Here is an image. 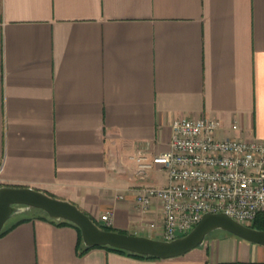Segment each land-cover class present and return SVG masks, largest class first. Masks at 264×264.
I'll use <instances>...</instances> for the list:
<instances>
[{
    "label": "crops",
    "instance_id": "obj_1",
    "mask_svg": "<svg viewBox=\"0 0 264 264\" xmlns=\"http://www.w3.org/2000/svg\"><path fill=\"white\" fill-rule=\"evenodd\" d=\"M177 118L264 141V0H0V188L70 201L100 226L113 210L114 231L154 238L161 206L143 212L137 194L169 178L138 177L137 158L170 151ZM9 228L0 264H264V245L224 231L141 259L86 250L41 211Z\"/></svg>",
    "mask_w": 264,
    "mask_h": 264
},
{
    "label": "built area",
    "instance_id": "obj_2",
    "mask_svg": "<svg viewBox=\"0 0 264 264\" xmlns=\"http://www.w3.org/2000/svg\"><path fill=\"white\" fill-rule=\"evenodd\" d=\"M221 128L216 118H177L170 151L137 158L138 177L161 167L169 178L168 185L144 187L137 194L139 210L161 206L162 223H149L155 239L185 237L207 213H225L250 227L264 214V141L220 139ZM113 217V210L106 211L103 226L112 228Z\"/></svg>",
    "mask_w": 264,
    "mask_h": 264
},
{
    "label": "water",
    "instance_id": "obj_3",
    "mask_svg": "<svg viewBox=\"0 0 264 264\" xmlns=\"http://www.w3.org/2000/svg\"><path fill=\"white\" fill-rule=\"evenodd\" d=\"M31 210H39L51 220L67 221L76 225L81 230L86 247H111L145 257L170 259L186 255L202 247L208 236L218 230L264 245V231L243 225L225 213H207L185 237L164 241L105 230L70 201L55 198L36 189L14 187L0 188V234L10 219Z\"/></svg>",
    "mask_w": 264,
    "mask_h": 264
},
{
    "label": "trees",
    "instance_id": "obj_4",
    "mask_svg": "<svg viewBox=\"0 0 264 264\" xmlns=\"http://www.w3.org/2000/svg\"><path fill=\"white\" fill-rule=\"evenodd\" d=\"M45 217L50 219L46 214H45ZM51 221H53V222H55L57 224H60V225H71V226L75 227L78 230L79 235H80V240L83 243L81 230L76 225H74V224H72L70 222H67V221H60V222H57V221H54V220H51ZM99 227H101V228H103L105 230L114 231L112 228H108V227H104V226H100V225H99ZM252 227L255 228V229L264 231V214L259 215V217L256 219V221H255V223H254V225ZM11 228H13V227H11ZM11 228L3 230L2 233L0 234V236L4 235ZM85 248H86V250H90L93 247H85ZM106 248H108V249H110L112 251L124 254V255H129V256H133V257H137V258H141V259H157L155 257H145V256L138 255V254H132V253H129V252H126V251H123V250H118V249L111 248V247H106Z\"/></svg>",
    "mask_w": 264,
    "mask_h": 264
},
{
    "label": "rangeland",
    "instance_id": "obj_5",
    "mask_svg": "<svg viewBox=\"0 0 264 264\" xmlns=\"http://www.w3.org/2000/svg\"><path fill=\"white\" fill-rule=\"evenodd\" d=\"M36 212H40L39 210H31V211H29V212H26V213H24V214H21V215H17V216H15V217H13L12 219H10L7 223H6V225H5V227H4V229L5 228H7L14 220H16L18 217H22V216H26V215H31V214H33V213H36ZM215 233H222V231L221 230H218V231H216V232H213V233H211L209 236H208V238L209 237H211L213 234H215ZM157 239H161V238H157Z\"/></svg>",
    "mask_w": 264,
    "mask_h": 264
}]
</instances>
